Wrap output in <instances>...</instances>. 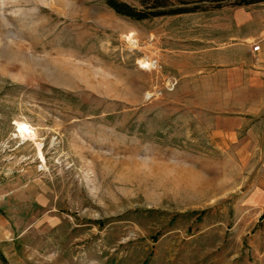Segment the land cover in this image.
I'll list each match as a JSON object with an SVG mask.
<instances>
[{
  "label": "rangeland",
  "instance_id": "rangeland-1",
  "mask_svg": "<svg viewBox=\"0 0 264 264\" xmlns=\"http://www.w3.org/2000/svg\"><path fill=\"white\" fill-rule=\"evenodd\" d=\"M117 1L0 0V264H264L237 0Z\"/></svg>",
  "mask_w": 264,
  "mask_h": 264
},
{
  "label": "crops",
  "instance_id": "crops-1",
  "mask_svg": "<svg viewBox=\"0 0 264 264\" xmlns=\"http://www.w3.org/2000/svg\"><path fill=\"white\" fill-rule=\"evenodd\" d=\"M229 17L224 24L226 44L223 48H242L252 60L253 78L258 84H264V1L239 5L228 9ZM253 44L260 46L253 51ZM243 68L242 65H240ZM261 159L259 175L252 186L242 195L245 208L254 214L253 231H264V154Z\"/></svg>",
  "mask_w": 264,
  "mask_h": 264
},
{
  "label": "trees",
  "instance_id": "trees-1",
  "mask_svg": "<svg viewBox=\"0 0 264 264\" xmlns=\"http://www.w3.org/2000/svg\"><path fill=\"white\" fill-rule=\"evenodd\" d=\"M203 1H207L213 4V7L219 8L222 5V2L226 0H181V3L203 2ZM260 1H264V0H237L234 4L239 6V5H246ZM105 4L110 8H112L116 13L132 19L138 20L147 16L145 13L135 10L133 7L126 4L125 2H121L117 0H105ZM0 258L3 259V257Z\"/></svg>",
  "mask_w": 264,
  "mask_h": 264
},
{
  "label": "bare ground",
  "instance_id": "bare-ground-1",
  "mask_svg": "<svg viewBox=\"0 0 264 264\" xmlns=\"http://www.w3.org/2000/svg\"><path fill=\"white\" fill-rule=\"evenodd\" d=\"M130 36H131V34L130 35H128L127 36V39H129V41H130ZM133 42V41H132ZM139 63L141 64V65H143L144 67H149V66H152L153 65V61H148V60H146V59H141V60H139Z\"/></svg>",
  "mask_w": 264,
  "mask_h": 264
},
{
  "label": "built area",
  "instance_id": "built-area-1",
  "mask_svg": "<svg viewBox=\"0 0 264 264\" xmlns=\"http://www.w3.org/2000/svg\"><path fill=\"white\" fill-rule=\"evenodd\" d=\"M259 48H260V46L258 45V44H253V46H252V50L253 51H257V50H259Z\"/></svg>",
  "mask_w": 264,
  "mask_h": 264
}]
</instances>
